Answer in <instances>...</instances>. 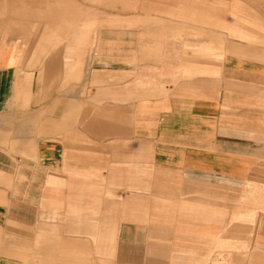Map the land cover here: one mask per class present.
<instances>
[{
	"label": "crops",
	"instance_id": "obj_1",
	"mask_svg": "<svg viewBox=\"0 0 264 264\" xmlns=\"http://www.w3.org/2000/svg\"><path fill=\"white\" fill-rule=\"evenodd\" d=\"M9 8L12 0H0V15L6 16ZM2 30L0 22V113L18 93L15 86L18 50L8 37H2ZM204 42L206 39L196 41ZM213 43L203 45L205 54L188 52L186 57L180 44L165 39L158 50L159 60L148 62L151 69L162 75L158 77L150 69L146 78L150 83L149 94L155 96L134 100L129 105L124 100L125 91H135L141 73L128 77L130 86L125 90L126 79L124 76L121 79V73L117 72L113 86L117 101L101 97L102 104L92 119L87 117L83 125L75 124L54 139L39 142L38 163L21 169L26 182L14 189L24 193L21 196L15 193L10 202L0 204V223L34 224L41 212L38 202L41 193L52 189L57 173L68 174L69 185L74 189L123 193L112 200L83 202H57L53 195V237L57 223L61 233L62 221L63 231L76 229L78 207L85 206V215L90 217L86 221L96 228L99 218L92 217L94 202L100 206L101 214L112 205L115 219L110 232L115 239V264H172L168 255L202 254L199 249L205 246V241L220 232L222 214L218 209L222 205L213 202V196L223 194L236 196L237 202H264V172H260L261 181L252 183L247 174L254 171L246 170L247 162L254 158V150L261 145L254 141V134L264 126V62L253 59L245 49L246 54L239 55L232 40H225L223 50L211 54L205 46L217 49V43ZM180 64H188L182 65L183 70H189L187 75L177 73ZM125 69L117 67L118 71ZM68 92L71 101L73 92L71 89ZM33 116L34 113L28 112L27 120L17 125L16 131H28V119ZM29 142L35 150L37 141ZM62 169L67 173H62ZM240 174L243 179L237 188ZM34 191L38 196L36 202ZM48 197L51 200V195ZM180 206L191 209H177ZM241 215L235 216L237 220ZM244 215L251 214L244 212ZM231 229H239L238 224ZM90 235L91 242L97 243V238L105 233L96 230ZM43 244V249L25 254L24 259L27 261L39 253L42 264H61L52 255L53 246L51 250L50 244ZM215 246L230 244L217 242ZM30 248L32 244H26L25 249ZM258 248L251 245L250 253ZM95 261L93 264H101L100 258ZM197 262L192 259L183 264ZM4 263L16 264L0 259V264Z\"/></svg>",
	"mask_w": 264,
	"mask_h": 264
},
{
	"label": "rangeland",
	"instance_id": "obj_2",
	"mask_svg": "<svg viewBox=\"0 0 264 264\" xmlns=\"http://www.w3.org/2000/svg\"><path fill=\"white\" fill-rule=\"evenodd\" d=\"M0 22L2 37H8L10 44L18 50L15 64L18 93L0 113L2 205L10 202V196L15 193L20 196L24 193L14 189L26 182L21 169L38 163L39 142L54 139L62 131L74 128L75 124L83 125L87 117L92 119L102 104L101 97L114 98L113 103L117 101L113 86L119 72L121 79L123 76L126 79L125 90L130 86L128 77L141 73V80L133 88L135 91H125L127 105L140 98L155 96L149 94L150 83L146 78L151 68L148 62L159 60L158 50L165 39L180 44L185 56L188 52L205 54L203 45L213 46V41L217 43V49L205 48L216 54V50H223L225 40H232L236 42L239 55L246 54L245 49L253 59L264 62V0H12V8L6 16L0 15ZM212 38L214 40L210 41ZM199 39L207 42L197 44ZM182 65L188 64H180L177 73L187 75L189 70H183ZM117 67L126 69L118 71ZM151 71L162 77L159 70L153 68ZM69 89L73 92L71 101ZM28 112L35 114L28 119L29 130L17 132V125L27 120ZM257 131L254 141L261 145L254 150V158L246 166V170L254 171L247 174L252 183L261 181L260 172H264V126ZM31 140L37 141L35 150ZM62 171L67 173L65 169ZM49 172L53 173L52 170ZM54 179L52 189L45 190L39 197L41 212L34 224L0 223L2 262L42 264L39 253L27 261L23 256L43 249L45 242L50 244L51 250L53 246L52 255L61 264H93L97 258L101 264H115V239L110 232L115 206L109 205L101 214L100 206L94 202L92 217L99 218L95 228L86 221V217H90L85 215L82 205L78 207L76 229L63 231L62 221L61 233L57 223L53 237L51 202H54L53 195L57 202H83L84 199L112 200L120 198L123 192L74 189L69 185L68 174L57 173ZM242 179V174L238 175L237 188ZM33 194L36 202L37 191ZM50 195L48 201L46 197L50 198ZM212 200L222 205L218 209L222 214L220 232L205 241V246L199 249L203 250L202 254L168 255L169 261L172 264H183L192 259L198 264H264V202H237L236 196L223 194L213 196ZM244 212L251 215H244ZM237 214H242L238 220ZM234 220L237 222L232 223ZM235 224L239 229H231ZM96 230L105 235L93 243L90 234ZM217 242L230 246H215ZM26 244H32V248L25 249ZM253 244L262 250L250 253ZM16 252L23 255H15Z\"/></svg>",
	"mask_w": 264,
	"mask_h": 264
}]
</instances>
